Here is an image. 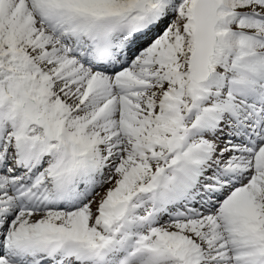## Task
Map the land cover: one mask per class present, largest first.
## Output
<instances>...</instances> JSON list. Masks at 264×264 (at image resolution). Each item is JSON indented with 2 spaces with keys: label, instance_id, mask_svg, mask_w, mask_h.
Instances as JSON below:
<instances>
[{
  "label": "snow or ice",
  "instance_id": "6c2138e0",
  "mask_svg": "<svg viewBox=\"0 0 264 264\" xmlns=\"http://www.w3.org/2000/svg\"><path fill=\"white\" fill-rule=\"evenodd\" d=\"M0 264H264V0H0Z\"/></svg>",
  "mask_w": 264,
  "mask_h": 264
}]
</instances>
